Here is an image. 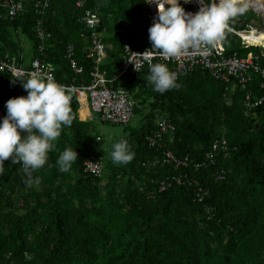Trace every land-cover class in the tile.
Wrapping results in <instances>:
<instances>
[{
    "label": "trees",
    "instance_id": "trees-1",
    "mask_svg": "<svg viewBox=\"0 0 264 264\" xmlns=\"http://www.w3.org/2000/svg\"><path fill=\"white\" fill-rule=\"evenodd\" d=\"M33 2H24L25 10L16 20L0 21V57H19L21 48L12 37L19 32L32 43L31 60L53 65L58 83L78 85L91 80L93 60L87 58L92 52L91 32L81 23L86 9L100 13L97 30L109 46L101 70L109 79L119 70L125 40L137 45V33H148L143 0H86L83 8L76 6L77 0H50L42 17L50 38L39 54ZM118 28L125 29L124 38L118 36ZM239 41L226 31L223 43L231 45L228 53L241 57L261 53L257 47L238 45ZM68 45L84 67L82 75L75 76L64 59ZM148 75L149 67L129 82L131 94ZM177 83L178 88L163 94L148 87L142 91L152 93L154 111L124 138L135 157L119 168H108L105 161L102 178L83 173V163L92 153L104 157L100 152L104 140L90 136L93 125L79 119L73 95L75 119L68 127L72 138L68 148L78 153L72 165L78 174L76 182L68 188L60 182L67 177L56 164L57 155L67 147L60 137L55 141L56 147L62 143L58 152L50 151L45 166L32 173L40 177L39 184L28 185L21 165L12 164L11 158L4 161L0 264H264V104L246 107L245 91L228 89L200 70L179 77ZM205 84L219 88L218 95L207 101L195 95ZM250 88L255 96L263 94L257 83ZM26 95L23 82L0 73V106L9 98ZM158 116L176 127L170 150L177 158L188 157L187 167L143 166L160 155L146 144ZM217 137L226 140L227 153L216 154L214 164L196 169L194 164L203 162ZM167 176H181L185 184H172L160 192V181ZM198 187L208 191L202 203L195 198ZM105 190L109 202L100 198ZM87 201L94 206H87ZM106 205L112 206L108 210Z\"/></svg>",
    "mask_w": 264,
    "mask_h": 264
},
{
    "label": "built area",
    "instance_id": "built-area-1",
    "mask_svg": "<svg viewBox=\"0 0 264 264\" xmlns=\"http://www.w3.org/2000/svg\"><path fill=\"white\" fill-rule=\"evenodd\" d=\"M26 0H0V21L16 20L24 10ZM144 1L145 13L148 18V26L153 23L156 16L157 8L155 4H148ZM249 1V0H248ZM86 0H77L76 6L83 8ZM182 7L186 12L195 13L201 7V0H188L184 3L180 0ZM50 0H34L32 8L37 16L34 27L35 37L38 40L37 52L42 54L45 50V44L50 38L43 28L42 17L49 8ZM248 14L253 12L255 17L248 19L245 15L237 16L229 21L230 34L236 35L240 39L242 47H257L260 54H245L239 56L236 52L228 53V48L223 41L218 43L214 48L209 50L208 46L201 45L199 49L189 48L181 54L165 58L157 49L152 47L149 40V33L140 31L137 33V45L126 41L123 43L122 53L118 72L109 79L107 72L101 70L102 62L107 58V49L109 48L103 41V34L98 32L101 25L100 13L97 10L86 9L81 18L82 25L91 32V49L92 52L87 56L93 61V72L89 83L66 84L72 89L71 95L75 96L78 103V114L81 116V110L86 109L88 117L82 120L88 121L91 115L97 116L103 123L114 125H127L134 117L135 101L129 91V82L137 79L146 68H150L155 62L170 65L171 71L178 74L179 77L192 74L198 70L205 72L209 77L223 84L228 85V89L233 90L238 87L246 92L245 106L259 107L264 104V39L259 43H248L245 41L243 34L249 35L256 33L257 37L264 35V8L259 5L249 3ZM167 7V5H166ZM246 12V13H247ZM119 37L125 36V29L118 28ZM253 36V37H254ZM150 49V50H149ZM75 49L68 45L64 52V59L67 61L70 71L79 76L84 73V67L78 63L75 57ZM141 65L140 71L135 70L134 66ZM0 73L6 74L15 81L23 82L29 79L33 74L47 73L51 74L55 80V67L49 63H43L39 58L29 61V64L22 60V57L9 56L0 57ZM177 79V80H178ZM57 81V80H56ZM258 84L259 90L263 94L255 96L250 88L253 84ZM257 88V87H256ZM254 90V89H253ZM6 115L5 102L0 106V118ZM81 118V117H80ZM176 127L169 120L161 118L156 122L155 129L146 137V144L149 149L156 150L160 153L154 159L146 161L143 166L154 168L158 166H172L180 168L188 166V157L177 158L170 150L173 142V135ZM98 141L102 138L97 137ZM228 144L222 137L213 140L209 151L205 152L203 162L194 164L196 169L202 168L215 163L216 154H226ZM21 168L23 166L21 165ZM105 159L98 153H92L90 159L83 163V173L92 176L95 179L102 178L104 175ZM181 176H167L159 184V191L163 192L172 184L181 186L184 183ZM208 196V191L198 187L195 191V198L202 203Z\"/></svg>",
    "mask_w": 264,
    "mask_h": 264
},
{
    "label": "clouds",
    "instance_id": "clouds-1",
    "mask_svg": "<svg viewBox=\"0 0 264 264\" xmlns=\"http://www.w3.org/2000/svg\"><path fill=\"white\" fill-rule=\"evenodd\" d=\"M145 2L157 8L148 29L150 49L159 50L169 59L189 48L199 49L202 44L209 50L214 48L224 40L229 21L249 10L247 0H201V7L195 13L186 12L180 0ZM183 2L188 3V0ZM134 68L140 71L142 66ZM177 79L178 74L167 64L150 65L147 84L153 85L156 92L163 94L178 88ZM23 88L27 95L9 98L5 102L6 115L0 118V175H4V161L11 158L12 164L23 166L26 183L32 185L40 183V177H33L32 173L45 166L62 127H71L75 116L71 108L72 89L58 83L51 74H33L23 81ZM110 147L109 155L114 164L126 165L135 157L124 138L112 142ZM77 159L75 149L65 148L56 161L59 171H70Z\"/></svg>",
    "mask_w": 264,
    "mask_h": 264
},
{
    "label": "rangeland",
    "instance_id": "rangeland-1",
    "mask_svg": "<svg viewBox=\"0 0 264 264\" xmlns=\"http://www.w3.org/2000/svg\"><path fill=\"white\" fill-rule=\"evenodd\" d=\"M244 15L248 19H253L255 17V14L253 12H251L249 14L247 12ZM148 21L149 20L147 18V22ZM147 31H148V28H147ZM12 37L18 43L23 41L25 44H31L29 39L26 36L20 34L19 32L18 33H16V32L12 33ZM237 44L239 45L240 41L237 42ZM226 45H225L226 48L231 49V47H228V46H231L229 43H226ZM27 49H29V47H27ZM26 55H28V52L26 53ZM115 63H116V68H118L119 61H117V57H116ZM147 87L151 91L154 90L153 85L147 84V80H143V79H141L139 84L134 86V89L136 88L135 91L136 92L138 91V93L135 92L132 94L134 96L133 99H134L135 105H136V112H135L134 117L132 118V120L130 121L129 124H127V125H114L111 123H103L98 119L97 116H94V115H91L90 119H88V121L93 125L92 130L89 132L90 136L91 137L100 136L104 140L103 144L100 148V152H102L104 154L105 161H106L108 168L110 165H114V167H116V168L123 166L121 164H114L112 162L110 155H109V153L111 151V147H110L111 143L120 139V138H128L130 132H132L133 130L139 129L143 125L144 116L146 117L147 115H149L148 114L149 112L154 111L151 109L152 93L150 94L148 92H144L142 94V91L147 89ZM202 92H205V95ZM218 93H219V88H216L215 86H211L209 84H205L202 87L200 86L195 91V95L197 96V99L203 98L202 100H204V101H207V99H210V98L217 96ZM83 116L81 113V116H80L81 118L79 117V119H83V118L85 119V116L84 117ZM87 117H88V115H87ZM160 117L161 116H158L156 121ZM190 120H192V119L190 118ZM60 139H61L60 142L66 141V143H67L66 148H68V142L72 140L71 134L69 133V130H68V127H65V126L62 127ZM61 144L62 143H60L59 146L55 147L56 152H58L57 149L60 147ZM59 155L60 154H58L57 156H59ZM63 174L67 176V177L65 176L66 177L65 179H63V178L60 179V182L62 184H64V186H65L64 188H68V184H73L78 179V174L76 173V171L73 170L72 167H71L70 171L63 173ZM124 182H126V178L124 179ZM106 194H108V192L106 190L103 191L100 198H101V200H105V201L109 202V198H111L110 194L108 196ZM86 204L89 207L94 206V204L91 201H87ZM99 205L100 204H96V206H99ZM111 206L112 205H106V209L109 210Z\"/></svg>",
    "mask_w": 264,
    "mask_h": 264
},
{
    "label": "bare ground",
    "instance_id": "bare-ground-1",
    "mask_svg": "<svg viewBox=\"0 0 264 264\" xmlns=\"http://www.w3.org/2000/svg\"><path fill=\"white\" fill-rule=\"evenodd\" d=\"M247 3L248 4L252 3V4H255V5L257 4L260 7L264 8V0H249V1L247 0ZM255 34L256 33H254V32L249 34V35L243 34V37H244L245 41H247L248 43H254L255 42V44L259 43L261 40L264 39V35L263 34H261V35H259L257 37L254 36ZM84 110H86V109L81 110V113H83ZM84 114H85V116L88 115L87 110H86V112Z\"/></svg>",
    "mask_w": 264,
    "mask_h": 264
},
{
    "label": "crops",
    "instance_id": "crops-1",
    "mask_svg": "<svg viewBox=\"0 0 264 264\" xmlns=\"http://www.w3.org/2000/svg\"><path fill=\"white\" fill-rule=\"evenodd\" d=\"M19 46L21 48L19 54H21V57L24 59V62L26 64L29 63V61L31 60V55H32V52H31V50H32V43L31 44H25L23 41H21V42H19ZM27 47H29V49H27ZM27 52H28V55H26ZM85 112H86V110L83 111L82 116L83 115L85 116V114H84ZM86 117H87V115L85 116V118Z\"/></svg>",
    "mask_w": 264,
    "mask_h": 264
}]
</instances>
